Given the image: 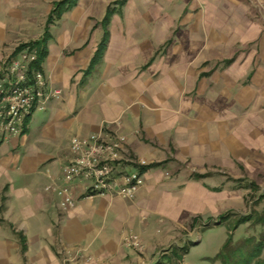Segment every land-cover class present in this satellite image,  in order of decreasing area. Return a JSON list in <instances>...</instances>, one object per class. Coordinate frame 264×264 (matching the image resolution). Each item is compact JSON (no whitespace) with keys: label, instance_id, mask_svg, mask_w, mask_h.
Returning a JSON list of instances; mask_svg holds the SVG:
<instances>
[{"label":"rangeland","instance_id":"rangeland-1","mask_svg":"<svg viewBox=\"0 0 264 264\" xmlns=\"http://www.w3.org/2000/svg\"><path fill=\"white\" fill-rule=\"evenodd\" d=\"M56 1L60 0H0V74L9 67L14 59L10 57L19 45L49 35V51L52 44L59 50L66 46L70 49L65 53L66 56L88 61L85 70L72 78L71 86L66 85L63 79L53 83L57 87L55 89L61 91L62 103L66 107L75 104L80 93V88L75 86L79 75L89 79L96 71L97 66L86 77L94 66L93 62L98 60L96 56L104 37V22L108 19L109 33L111 27L118 33L123 26L130 29L132 41L138 45L141 57L151 55L152 60L148 63L154 62L162 69L157 74L162 78L165 75L167 79L168 76L178 75L179 94L169 99L174 102V110L181 114L188 101L194 105V117L189 118L194 123L190 121L188 125L197 133L196 140L205 144L218 142V137L211 140L204 132L211 128L218 131L220 125L225 126L226 138L222 132L221 139L225 138L227 143L220 149L221 157L217 165L210 163L203 167L196 161L194 164L184 160L171 161L162 167L158 176L155 175L164 183H186L193 181L195 175H202L195 181L198 180L207 191L206 199L200 209L191 213L190 219L170 229V241L153 254H148L146 243L136 231L122 229L123 249L132 250L138 258L137 262L133 260L130 264L168 263L169 258L171 264H242L249 258L253 247L259 245H262L260 254L250 264L264 261V227L255 222L256 213L262 214L264 211V197L261 198L264 194V0H77L76 5L60 18L55 16L50 23L48 16ZM78 36H81L78 43L83 44L75 48V44L71 45L70 42L75 43L77 40L71 38ZM96 41H99L97 48L91 52ZM25 55L29 57L30 53L26 51L16 60L24 64ZM50 63L57 66V76L59 60L55 55L50 58L48 54L42 64L43 70L50 75ZM201 72L209 73L210 77L197 82ZM50 84L53 85L52 82ZM51 89L54 88L45 86L41 90L39 108L34 112L25 134L21 135L20 131L4 134L0 130V136L4 134L3 138L14 137L8 145L11 160L33 151V148L55 158L57 163L69 157L72 159L71 142L78 133V123L68 107L64 106L67 113L58 115L56 109L59 107L52 104L55 98L49 97ZM188 114H191L190 111ZM183 120L187 121L186 118ZM201 133L203 135H199ZM168 137V133L163 134L161 142ZM106 141H118L122 146L120 166L115 175L120 184L123 177L138 172L136 165L148 164L146 159L131 154L125 137ZM170 155L186 156L175 151ZM52 162L40 168V172L45 171ZM46 171L54 181L56 178L52 169ZM16 179L24 180L20 177ZM142 179L143 184L132 198L123 197L114 191L109 196L95 197L118 196L134 202L140 189L145 186L143 175ZM61 181V185L52 182L44 191V199L47 197L45 201L52 204L58 218L54 222L51 238L46 239V251L49 253L54 249L61 264H90V247L82 244L71 248L67 245L61 235L60 224L76 205L75 183L80 185L87 199L91 198L89 194L92 193L88 192V184L84 182L70 184L75 204L66 208L60 192L68 185L64 176ZM6 198L4 190L3 204L7 202ZM152 227L153 234L158 230L165 232L161 223H155ZM164 234L168 236V232ZM133 236L140 241L139 247L130 245L128 239ZM13 238L11 241L15 242ZM154 238L159 240L162 237L156 235ZM40 245L42 241L37 240L36 249ZM183 248H186V252L180 250ZM174 251L182 254L181 260L175 258ZM40 258H29L28 263L37 264ZM1 259L4 260L3 264H23L20 251Z\"/></svg>","mask_w":264,"mask_h":264},{"label":"crops","instance_id":"crops-1","mask_svg":"<svg viewBox=\"0 0 264 264\" xmlns=\"http://www.w3.org/2000/svg\"><path fill=\"white\" fill-rule=\"evenodd\" d=\"M121 28L118 33L111 27L105 56L97 65L95 73L89 79H83L81 75L77 79L75 86L80 88L79 97L77 96L75 104L67 106L78 123V133L75 137L86 138L93 134H102L107 140H112L123 136L127 139L126 144L131 154L146 159L147 165H162L142 174L145 186L140 189L134 202L118 196L87 199L80 185L74 184L76 205L64 216L61 224L59 223L60 232L65 243L71 248L82 244L90 247V264H130L133 260L137 262L136 254L122 247L121 230L124 228L132 229L131 231H136L142 237L148 254L155 253L170 241V229L190 219L191 213L204 205L202 203L206 199L207 191L195 179L186 183H164L155 175L158 176L162 167L171 161L184 160L190 161L191 164L196 161L203 167L210 163L217 165L221 157L220 149L227 143L223 125L219 126L218 131L211 128L204 132L211 140L218 137V142L205 144L196 140L197 133L195 134L194 129L188 125L190 121L194 123L191 120L194 117V105L188 101L181 114L174 110V102L169 99L179 94L178 75L168 76L167 79L165 75L162 78L157 74L162 72V69L154 62L148 63L152 60L151 55H144L142 58L138 45L132 41L130 29L127 30L124 26ZM79 38L81 36L71 38L77 41H71L70 44L79 48L83 44L78 43ZM99 41L93 42L91 52L96 50ZM68 50L70 49L66 46L59 50L55 44L50 45V58L55 55L59 60L57 76V66L53 63L49 65L52 70L50 75L43 70L51 88H57L53 83L59 79L71 86L72 78L86 68L88 61L69 58L70 56L65 54ZM205 77H210V74L201 72L197 82ZM62 102L61 97L52 101L56 108L59 107L56 109L59 116L63 112L67 113V107ZM55 103L59 104L56 106ZM189 111L191 114H188ZM178 115L184 117L179 118ZM184 118L186 122L181 121ZM222 132L225 134L224 139H221ZM165 133H168L169 137L161 142ZM13 139L14 137L5 139L0 136V257L20 251L23 264H29V258L35 256L43 257L37 260V264H61L55 250L51 249L48 253L45 248L46 239L51 238L54 222L58 218L52 204L45 201L47 197L44 199V191L52 182L62 184L63 168L68 164L70 157L57 163L55 158L33 148V151L11 160L8 145ZM173 151L184 153L186 156L171 157ZM49 161L53 162L46 170L52 169L56 178L54 181L48 177L46 170L40 172V168L47 167ZM135 169L140 171V166L136 165ZM19 177L24 180L16 181ZM181 183L183 184L179 187ZM4 190L7 197L5 204L2 200ZM155 223H161L168 236L160 230L153 234L151 229ZM128 232L127 230L126 233ZM16 233H23L27 239L25 260ZM156 235H161L162 238L157 240L154 238ZM12 237L15 242L11 241ZM37 240L42 241L38 249L35 247ZM0 261L4 263V260Z\"/></svg>","mask_w":264,"mask_h":264},{"label":"built area","instance_id":"built-area-1","mask_svg":"<svg viewBox=\"0 0 264 264\" xmlns=\"http://www.w3.org/2000/svg\"><path fill=\"white\" fill-rule=\"evenodd\" d=\"M26 52V51H25ZM24 56V64L16 59L12 60L9 67L1 73L0 77V126L3 133H18L22 131L25 118L31 113L36 103L39 108L42 97L41 90L48 86L44 72L36 71L29 75L30 64L36 59L32 52ZM24 53V52H23ZM22 53V54H23ZM59 99L61 91L51 89L49 97ZM47 97V99H49ZM2 134L1 136H4ZM122 149L118 141H109L102 134H93L89 137H75L71 142L73 154L70 162L64 167V181L68 185L64 191L63 206L73 207L74 200L71 196L69 185L75 182H84L89 197L109 196L112 191L126 198H132L143 184L142 174L138 171L129 177L122 178L119 183L116 170L120 166ZM145 165V164H142ZM116 182L115 186H113ZM130 245L139 247L140 241L136 236L128 239Z\"/></svg>","mask_w":264,"mask_h":264},{"label":"trees","instance_id":"trees-1","mask_svg":"<svg viewBox=\"0 0 264 264\" xmlns=\"http://www.w3.org/2000/svg\"><path fill=\"white\" fill-rule=\"evenodd\" d=\"M76 3H77V0H60V1H56L54 3V8H53L51 14L48 16L50 23L53 21L55 16L60 18L65 11L70 10L74 5H76ZM107 23H108V19H106V21L104 22V37H103L102 42L99 45V48H98V51H97V56H96V57H98L97 58L98 60L96 62L95 61L93 62L94 66H93V68H91L89 73L86 74V77H88L91 74V71L94 70L95 66H97L101 62V60L103 58V55H104V53H105V51L107 49V46L109 44L110 33L107 30ZM50 39H51V37L49 35H45L44 37H41L40 40H36V41L29 42V43H26V44H21L13 52V54L10 57V59L11 58L12 59L13 58L16 59L20 54H22L25 51L32 52V53H34L36 55V59L33 62H31V64H30L29 75L31 76V74H33L36 71L43 72L42 64H43L44 60L46 59V57L49 54L48 41ZM0 77H1V74H0ZM36 105L37 104L34 103V106H33L32 110H31V113L25 118V121H24V124H23V128H22V131H21V135L25 134L27 132L28 125H29V123L31 121V118H32L34 112L37 110L36 109ZM161 165L162 164L140 165V171L139 172L141 174H143L146 171H148L149 169L154 168V167H158V166H161ZM200 177H202V175L197 174V175L194 176V179H199ZM263 197H264V194L261 196V198H263ZM245 219H248V218H245ZM255 222L261 223L262 226L264 227V211L262 212V214L256 213ZM16 236L18 237L19 243L21 245L22 254H23L24 260H25V254H26L27 249H28L27 248V239H26V237L24 236L23 233H16ZM263 243H264V240H263ZM261 248H262V245L253 247V250L251 251V254L250 255L248 254L249 258L246 259V261H244L242 264H250L255 259H257L259 254H260ZM180 250L183 251V252H186V248H183V249H180ZM174 256L178 260L182 259V254H178L177 252H175ZM169 260L171 261V258H169ZM170 261H168V263H164V261H159L157 264H171ZM256 264H264V261H258Z\"/></svg>","mask_w":264,"mask_h":264}]
</instances>
